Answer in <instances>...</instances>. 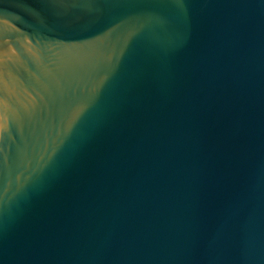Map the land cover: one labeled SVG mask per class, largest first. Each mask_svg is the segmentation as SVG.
<instances>
[{"label":"water","instance_id":"95a60500","mask_svg":"<svg viewBox=\"0 0 264 264\" xmlns=\"http://www.w3.org/2000/svg\"><path fill=\"white\" fill-rule=\"evenodd\" d=\"M0 264H264V0H0Z\"/></svg>","mask_w":264,"mask_h":264}]
</instances>
